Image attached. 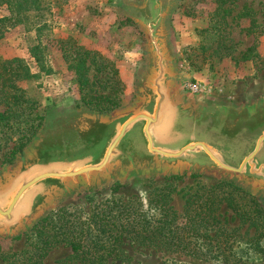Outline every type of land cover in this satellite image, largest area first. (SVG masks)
Returning <instances> with one entry per match:
<instances>
[{"label": "rangeland", "instance_id": "obj_1", "mask_svg": "<svg viewBox=\"0 0 264 264\" xmlns=\"http://www.w3.org/2000/svg\"><path fill=\"white\" fill-rule=\"evenodd\" d=\"M136 1L0 0V18H6L0 57L21 62L19 84L30 100L23 115L13 107L10 119L26 128L0 133V165L13 163L56 112L135 101L146 37L123 3ZM168 26L185 89L235 104L264 98V0H177ZM36 114L43 116L40 125ZM162 203L170 208L168 224L151 238L134 229L114 243V226L99 220L102 212L112 217L123 209L130 218L158 219ZM50 215L42 236L72 230L77 250L61 240L38 256L40 237L32 229L0 238V264H264L263 198L204 173L85 189L45 218Z\"/></svg>", "mask_w": 264, "mask_h": 264}, {"label": "water", "instance_id": "obj_2", "mask_svg": "<svg viewBox=\"0 0 264 264\" xmlns=\"http://www.w3.org/2000/svg\"><path fill=\"white\" fill-rule=\"evenodd\" d=\"M176 3H123L146 37L131 105L56 112L13 163L0 165V238L32 230L80 191L144 177L204 173L264 200V98L235 104L183 87L168 26Z\"/></svg>", "mask_w": 264, "mask_h": 264}, {"label": "trees", "instance_id": "obj_3", "mask_svg": "<svg viewBox=\"0 0 264 264\" xmlns=\"http://www.w3.org/2000/svg\"><path fill=\"white\" fill-rule=\"evenodd\" d=\"M12 1V0H7ZM6 18H0V31L3 27V21ZM22 65L21 62L18 59H2L0 57V103H4L6 105V109L0 110V133H12L13 131L19 132L26 128V126L21 125V121H18V123H10L11 117L14 118L16 116L15 112L13 111L15 107L16 111L21 112L20 115L24 114V110L26 106L25 104H28L30 100L26 98V94L24 89L20 86L19 81L23 77L22 72ZM118 106V105H117ZM103 107L98 108L101 111H110L113 110V108L117 107ZM10 108V110H9ZM28 116H32V112H29ZM36 119H39L41 124V121L43 119V116H40L39 114H36ZM7 119V123L2 124L1 121ZM32 128V126H30ZM5 129V130H4ZM24 146V145H23ZM23 146H21L19 149H22ZM221 184L224 186L228 185L225 181H223ZM118 185V184H117ZM234 188L235 184H233ZM238 190H241L239 187H237ZM118 202V201H113ZM257 203V201H256ZM167 204L162 203L160 205L161 209V216L158 219H150L147 217L140 216L139 218L134 217L130 218V212H127V210L123 209L119 211L117 215H114L112 217L105 215L104 212H102L101 216H99V220L102 222H108L112 223L114 226V233L112 234V237L114 239V243L116 241H120L123 239V237L130 236L131 231H134L136 229L137 231L140 230L139 234L142 237V232L146 231L145 238H151L154 237L153 232H155L156 229H165V226L168 224V220H166L168 212L170 208L166 206ZM65 210L64 208L60 209L58 212ZM125 212V213H124ZM127 212V213H126ZM54 215V214H53ZM53 215L48 216L47 218H44L40 221L39 224H37L33 228V235L39 236L40 241L36 243V251L39 250L38 256H45L46 252L50 249V247L55 244L58 241L66 240L70 241V244L73 248V250H77V244L75 243L76 239L72 235L71 238H69V233L72 232V230H62L60 227L58 229H54V231L44 237L42 236L44 233L43 226L46 222L50 224L52 222ZM111 219V220H110ZM157 221V222H156ZM61 229V230H60ZM151 236V237H150ZM134 238V237H132ZM38 252V251H37Z\"/></svg>", "mask_w": 264, "mask_h": 264}]
</instances>
